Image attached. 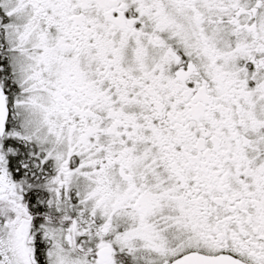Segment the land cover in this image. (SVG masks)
<instances>
[{"label": "snow or ice", "instance_id": "obj_1", "mask_svg": "<svg viewBox=\"0 0 264 264\" xmlns=\"http://www.w3.org/2000/svg\"><path fill=\"white\" fill-rule=\"evenodd\" d=\"M0 264H264V0H0Z\"/></svg>", "mask_w": 264, "mask_h": 264}]
</instances>
